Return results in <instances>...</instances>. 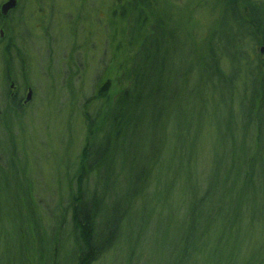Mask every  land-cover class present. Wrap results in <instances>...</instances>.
I'll return each instance as SVG.
<instances>
[{"label": "rangeland", "instance_id": "rangeland-1", "mask_svg": "<svg viewBox=\"0 0 264 264\" xmlns=\"http://www.w3.org/2000/svg\"><path fill=\"white\" fill-rule=\"evenodd\" d=\"M3 1L5 0H0V5ZM75 1L77 5L86 9L87 15V17L80 15L77 23L69 22V17L65 18L60 14L61 11L64 13L71 11L69 7L73 5V0H70V5L65 0H19L18 13L17 11L16 14L10 13L5 18L0 15V116L8 112L14 114L13 123L6 130V142L10 145L13 158L17 157L12 174L16 175L19 172L20 177L27 182L31 207L41 228L45 226L50 229L57 220L53 215H59V212L63 218L62 226H67V223L72 226L70 189L76 190V181L73 180L75 182L70 187L67 178L69 174L73 176L77 173L81 151L87 143V126L93 125L96 121L95 125L99 129L103 124L104 115L112 110L115 98L123 94L133 83L134 76L131 70L135 65V55L142 38L130 43L131 36H134L130 32L138 28L137 9L140 6H148L149 9L146 10L148 15L152 13L156 20L171 24L172 28L174 25L178 27L176 36L184 42V46L175 48V51L177 50V54L183 57V62L173 69H168L166 75H169V80L164 81L159 90L142 92L141 97L144 100L156 94L165 97L170 95L173 96L172 101L178 100L172 106L164 105L168 112L163 115L156 113L154 103H149L144 119L151 123H147V126L138 133V140L142 139L143 134L145 137L141 140V144H147L160 132V123H164L161 120L168 119L167 129L175 136L179 148L177 151L170 150L166 161L156 169L159 196L162 201L161 205L153 210L155 213L149 223L144 218L145 213L151 208L148 201L137 202L134 206H130L124 229L121 230L114 246L91 264H124L131 257L133 264H164L169 259L168 254H161L159 251L168 245L174 249L177 236L168 232L173 228L182 229L180 220L185 210L181 208L177 216H170V208L175 212L179 206L175 199L170 207L169 197H174L166 194L165 184L172 181L186 183L190 176L192 180L200 177L199 179L206 181L211 171V160L208 162L209 155L203 154V148L211 152V157L215 153L227 155L230 143L223 137L229 138L230 133L223 136L220 134L227 120L232 123H229L231 126L239 125L240 130L236 139L238 150L242 146L245 117L250 116L251 127L255 129L258 126L259 116L264 128V108L259 112L250 111V106L245 100L242 103L239 100L238 104V99L234 100L238 110L234 117L230 116L228 104L225 105L224 102L229 101L228 95L231 90L221 81L214 82L215 89L211 87L210 89L202 86L203 84L196 80V75L187 73L183 80L177 81L175 89L178 94L174 95L173 71L178 70L179 73H183L189 69L188 63L192 64L191 60L197 58V55L195 58L192 56L193 45L198 46L199 49L205 45L206 48L210 38L219 31L222 44L228 43L230 46L233 35L241 36L243 28L237 26L231 16L227 20L223 18L225 0ZM126 1L127 5H125ZM256 1L264 4V0ZM150 22L152 16H148L146 20L144 26L146 33L150 32ZM140 31L142 33L141 29ZM54 35H57V38H54ZM214 37L210 41L215 42L217 36ZM250 38L248 37L247 40L245 35L241 36V40L239 39L242 56L235 60L234 67L237 72L242 70L241 77L247 75L248 69L263 66L260 60L264 58V44L254 43ZM230 47L235 48L234 45ZM4 50L6 55L3 54ZM247 50L250 52L248 53ZM231 64L230 56L222 54L220 65L226 74L230 73ZM181 85H183L182 89ZM28 89L31 90V98L25 101ZM194 90L197 92L195 93ZM15 91L20 99L13 94ZM210 93L215 97L205 103ZM13 101L19 103V112L9 109L12 108ZM136 110L134 106V113ZM243 114L244 119L241 121ZM95 115L97 118H94ZM8 118L11 121V116ZM177 126L181 129H177ZM104 130L105 124L97 135L99 137L103 135ZM193 132L197 137H191L190 133ZM253 133L254 130H251L247 136V144L243 150L245 154H248V143L254 142L251 141ZM1 134L0 130V136ZM167 136L170 139L169 135ZM108 137L110 157L117 140L111 131ZM181 140L185 143L182 144ZM136 141L137 138L133 137L132 142ZM193 141L191 159V152L188 153L185 144ZM90 146L93 150L90 154L92 157L98 144L92 142ZM254 149L255 147L252 151ZM257 153V159L264 161V135ZM181 160L183 166L180 168ZM198 161L201 167L198 166ZM91 174L82 179L81 187L86 194L92 191L94 185L95 177L93 178ZM113 180L118 181L119 174L116 173V178ZM152 181L154 182V179ZM122 183L123 188L120 191L118 183L116 193L110 192L108 203L114 201L115 197L122 198L120 201L124 200L123 204L126 203L127 183L125 180H122ZM197 184L199 183H194V187H199ZM15 186L16 183L11 180L7 191ZM18 192L21 211L24 213L20 216L23 227L20 228V236L26 244L35 247L38 244V237L32 230L33 220L28 217L32 212L24 204L25 197L21 191ZM7 197H10L9 192ZM243 199L246 201V211L249 210L262 223L263 218L260 215L264 213V174L253 182L243 195ZM101 220L102 218H97L96 223H100ZM95 226L97 229V225ZM7 227L9 230L8 220ZM132 227L135 230L140 227L146 228L141 234L145 241L142 240L139 244L128 241V233ZM5 229L7 231V228ZM9 232V238L0 239V264H26L22 256L26 257L28 264H68L67 255L72 249L70 234L68 240H62L59 248L61 253L57 258L52 252L49 258L44 255L40 261L37 253L30 251L31 255H29L27 251L25 255L23 247L20 249L19 241L16 242L17 237L13 236L10 230ZM249 235L251 238L237 237L234 246L237 249L241 247L242 250L247 247V252L250 254L255 250L254 255H256L264 245V227L261 230L256 224L250 229ZM132 239L134 241V238ZM147 243H150L149 247ZM143 245L146 246V250ZM142 249L145 251L140 254L139 251ZM137 257L139 260H136ZM46 259H50L51 262L45 263Z\"/></svg>", "mask_w": 264, "mask_h": 264}, {"label": "trees", "instance_id": "trees-1", "mask_svg": "<svg viewBox=\"0 0 264 264\" xmlns=\"http://www.w3.org/2000/svg\"><path fill=\"white\" fill-rule=\"evenodd\" d=\"M127 3L126 1L125 5ZM263 7L264 4L256 0H225L222 15L226 20L231 16L233 22L243 28L241 36L246 35L247 40L248 37H251L254 43L264 44ZM148 9V6H140L137 9L138 28L130 32L131 35H134L131 36L130 43L137 38H142L135 55V65L131 70L134 76L133 83L123 94L115 98L111 107L112 110L104 115L103 124L99 129L95 125L96 121L93 125L87 126V143L81 151L77 173L73 176L69 174L67 178L70 187L76 181V190L70 189L72 226L69 223H67V226H62L63 218L60 212L59 215H56L58 217L52 214L57 220L50 228L51 230L45 226L41 228V225H38L28 196L27 182L20 177L19 172L16 175L12 174L17 157L13 158L10 145L6 142V130L13 123L14 114L8 112L4 113L2 117L0 116V130L2 131L0 136V239L9 238L10 230L13 236L17 237L16 242L19 241L20 249L23 247L25 255L27 251L29 255H31V252L37 253L40 261H42L44 255L49 258L53 252L57 258L61 253L59 248L62 240H68L70 234L72 249L67 255L68 264H91L114 246L121 230L124 229L130 206H134L137 202L148 201L151 208L149 212L145 213L144 218L149 223L150 218L155 213L153 210L161 205L162 198L159 196V180L156 176V169L158 165L166 161L170 150H178V143L174 139L175 136L167 129L166 122H168V119L161 120L164 123L160 121V132L147 144H141V140L145 136L142 134V139L139 141L138 133L147 126V123H151L144 119L149 103H154L156 113L163 115L168 112L164 105L169 104L172 106L178 99L172 101L173 96L168 95L165 97L156 94L148 96L144 100L141 94L146 90H159L163 82L169 80V75H166L168 69H173L183 62V57L177 54L175 48L183 47L184 42L176 36L177 26L174 25L172 28L171 24L156 20L154 14L150 13L148 15L146 11ZM143 10L146 12H143ZM148 16H152V22H150V32L146 33L144 32V26ZM216 32L210 40L217 36L218 41L217 38L215 42L209 40L206 48L205 45L204 47L200 46L202 47L200 49L196 45L192 46V56L195 58V55H197V58L191 60L192 64L188 63L189 69L183 73H179L178 70L173 71L174 95L178 94L175 89L177 81L183 80L187 73H191L196 75L197 79H195L199 80L203 84L202 86L206 88L215 89L214 82L217 81L226 83L229 86L231 90L228 95L229 101L224 102V104H228L231 117H234L238 110L234 105L236 98L238 99L237 104L239 100L241 103L245 100L250 106V111L259 112L264 108V58L260 60L263 66L250 68L247 70V75L241 77L242 70L237 72L234 67L235 60L242 56L240 52L241 44L239 43L241 36L233 35L234 38L231 39L230 46L234 45L235 48H231L228 43L222 44V37L219 31ZM203 48L205 49L202 51ZM247 51L250 52V50ZM3 54L6 55L5 50ZM222 54L229 55L232 60L229 74H226L220 65ZM182 87L183 85H181V89ZM193 89H190V91ZM214 97L210 93L205 103L209 99L213 100ZM12 99L16 100L15 98ZM12 103V108L9 109L19 112V103L15 101ZM134 106L137 108L136 113L133 111ZM9 116H11V121H9ZM95 117L97 118V115ZM245 118L246 125L243 128L240 150L236 146L237 132L240 130L239 125L231 126L232 123L228 120L220 133L222 136L230 133L229 138L223 137L230 143L227 155L215 153L211 157V152L203 148V154L209 155L208 162L211 160V171L206 181H202V178L199 179L200 177L192 180V176H190L186 183L172 181L165 184L166 194H171L174 197L170 198L168 196L170 207H172L175 199L177 206H179L175 212L170 208V216H177L181 208H185V210L180 220L182 229L173 228L168 232L170 235L177 236L176 244L173 246L174 249L171 245H168L159 251L161 254H168L169 259L164 264H264V245L256 255H254L255 250L250 254L247 252V247L242 250L241 247L237 249L234 246L237 243V237L242 239L251 238L249 231L256 224L261 230L264 227V213L260 215L263 218V222L260 223L254 214L250 213L249 210L246 211V201L243 199V195L253 185V182L264 174V161L257 159V150L264 135V128L262 119L259 116L258 126L255 129L251 127L250 116ZM243 119L244 114L241 121ZM104 124L105 132L99 137L97 133L100 134L99 131H102ZM177 129H181V127L177 126ZM251 130H254L253 139H251L254 142L248 143V154H245L243 150ZM110 131L117 141L114 152L109 157L110 138L108 133ZM255 133L256 137L254 138ZM190 135L192 138L197 137L194 132ZM133 137L137 138L135 143L132 142ZM181 141L182 144L185 143L183 140ZM92 142L98 144V146L94 150V156L91 157L90 154L93 150L90 144ZM193 145L194 141L185 144L188 153L191 152V159ZM253 147L255 149L252 151ZM197 164L201 167L199 161ZM182 166L181 160L179 167ZM116 173L119 174L118 181L113 180L116 178ZM90 174L93 175V178L95 177V187L93 185L92 191L86 194L85 190H82L81 183L82 179ZM152 179H154V182ZM11 180L16 183V186L7 191L10 188ZM122 180L127 183L125 190V202L127 204H123L124 200L120 201L122 200L120 197H115L114 201L108 203L110 192L116 193L118 183L120 186L119 191L123 188ZM196 182L199 183L197 184L199 187H194ZM18 190L25 197L24 204L32 212L28 214V217L33 220L32 230L38 237V244L35 247L26 244V241L20 236V228H23L20 216H23L24 213L21 211ZM8 192L10 193L9 198L7 197ZM256 205L258 206V204ZM97 218H102L100 223H96ZM7 220L10 225L9 230ZM95 225H97V229ZM5 228H7V231ZM145 229L140 227L135 230L132 227L128 233V241L139 244L140 241L144 240L141 234ZM1 233L4 236H1ZM134 234L136 235L132 237ZM132 238H134V241ZM147 244L149 247L150 243ZM143 247L145 250L147 249L145 245ZM144 249L139 251L140 254L144 253ZM132 253L134 254V249ZM22 257L24 262L28 264L26 257ZM136 260H139V258L137 257ZM50 262V259L45 260V263ZM133 263V257H131L124 264Z\"/></svg>", "mask_w": 264, "mask_h": 264}, {"label": "flooded vegetation", "instance_id": "flooded-vegetation-1", "mask_svg": "<svg viewBox=\"0 0 264 264\" xmlns=\"http://www.w3.org/2000/svg\"><path fill=\"white\" fill-rule=\"evenodd\" d=\"M5 1H6V0H5ZM5 1H3V2L1 3V5H0V15H1L2 17L5 18V17L9 16L10 13L15 12V14H16V11H17V13L20 11V9H18L19 0H16L14 6L10 7V8L6 11V13H2V11H1V6H2V4H3ZM65 2H67L68 5H70V0H65ZM60 9L62 10V8H60ZM69 9L71 10L69 13H64V12H62V11L60 12V14L62 15V17H65V18L69 17V18H70V19H69V22L77 23L78 20H79V16H80V15H85V16L87 17V15H86V9H85L83 6H79V5H77L75 0H73V5L70 6ZM51 38H52V37H51ZM54 38H57V35H54ZM13 94H16V96L18 97V95H17V91H15ZM11 95H12V94H11ZM18 98L20 99V97H18Z\"/></svg>", "mask_w": 264, "mask_h": 264}, {"label": "water", "instance_id": "water-1", "mask_svg": "<svg viewBox=\"0 0 264 264\" xmlns=\"http://www.w3.org/2000/svg\"><path fill=\"white\" fill-rule=\"evenodd\" d=\"M15 1L16 0H7L6 2H4L1 6V11L2 13H6V11L15 5ZM261 50H263V47H261ZM11 86H13V84H11ZM31 98V90L28 89V93L26 95L25 101L29 100Z\"/></svg>", "mask_w": 264, "mask_h": 264}]
</instances>
